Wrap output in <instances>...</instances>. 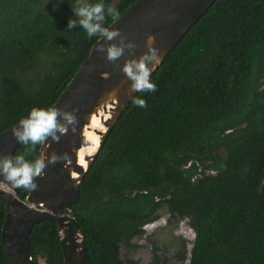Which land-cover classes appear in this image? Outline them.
<instances>
[{
	"label": "trees",
	"instance_id": "1",
	"mask_svg": "<svg viewBox=\"0 0 264 264\" xmlns=\"http://www.w3.org/2000/svg\"><path fill=\"white\" fill-rule=\"evenodd\" d=\"M137 1L104 3L122 15ZM71 7L73 0H0V83L23 46L51 38L58 53L33 98L0 85V102L9 101L0 103V134L33 107L54 105L100 40L68 29ZM151 81L155 92L136 95L147 107L130 103L72 207L92 263L141 264L124 261L121 248L165 209L190 220L188 264H264V0H217ZM41 146L22 144L15 155L33 160ZM28 195L18 188L21 200ZM5 217L0 200V264H9ZM30 249L37 264H65L54 222L35 226ZM149 264L168 261L154 249Z\"/></svg>",
	"mask_w": 264,
	"mask_h": 264
},
{
	"label": "water",
	"instance_id": "2",
	"mask_svg": "<svg viewBox=\"0 0 264 264\" xmlns=\"http://www.w3.org/2000/svg\"><path fill=\"white\" fill-rule=\"evenodd\" d=\"M216 1L138 0L109 27L119 29L126 41L135 45L133 53L129 54L126 49L121 58L109 62L105 54L96 50L106 42L100 39L94 45L86 62L54 104L65 111H74L75 131L70 129L59 143H51L50 147L42 145L40 149V153L43 151L46 155L55 152L63 157L67 154L68 159L49 164L42 176L36 178L37 188L28 189L25 201L19 198L18 188L7 182L0 183V200L5 205L6 215L2 242L9 264H37L31 254L30 239L35 226L43 221L56 223L65 264H93L72 207L79 202L81 184L110 133L138 94L130 91L131 82L121 71L123 63L145 53L146 40L152 36L155 38L153 46L161 58L153 75ZM118 41L119 37L107 43ZM106 114L110 117L104 123L105 131L98 132L101 137L98 148L93 155L85 156L82 163L80 152L90 145L85 130L90 128L94 116L102 118ZM15 126L0 134V157L14 156L22 145L12 134Z\"/></svg>",
	"mask_w": 264,
	"mask_h": 264
},
{
	"label": "clouds",
	"instance_id": "3",
	"mask_svg": "<svg viewBox=\"0 0 264 264\" xmlns=\"http://www.w3.org/2000/svg\"><path fill=\"white\" fill-rule=\"evenodd\" d=\"M71 7L73 17L68 21V29L79 27L84 30L89 39L98 37L105 41L97 47L99 53L105 54L109 62H115L121 58L125 50L132 54L135 45L126 41L119 29H110L105 26L106 18L118 21L120 12L112 6H106L104 0H73ZM119 37L118 43H107ZM155 38L149 36L146 40L147 51L138 59H126L121 71L130 83V91L136 93L155 92L157 86L151 81L152 72L160 63V54L154 45ZM151 65V67H149ZM132 103L140 108H146L147 103L143 98L134 96ZM77 117L73 112L65 111L56 106L33 107L25 117H22L12 129V134L18 143L24 145H43L50 147L51 143H59L62 136L71 129L75 131ZM50 141V142H49ZM60 159H68L67 154L63 157L55 152L45 154L41 152L38 158L25 159V155L0 157V183L7 182L14 188L35 190L36 178L41 177L44 169L49 164L57 163Z\"/></svg>",
	"mask_w": 264,
	"mask_h": 264
},
{
	"label": "rangeland",
	"instance_id": "4",
	"mask_svg": "<svg viewBox=\"0 0 264 264\" xmlns=\"http://www.w3.org/2000/svg\"><path fill=\"white\" fill-rule=\"evenodd\" d=\"M47 39L32 48L30 44L23 46L19 50L23 54L22 59L15 63L7 74L8 78H4L0 85L7 87L11 83V91L15 95L25 93L33 98L39 94L50 63L58 57L54 40ZM0 103L9 104V101L6 97ZM2 108L3 106L0 110ZM194 240L195 233L190 226V220L174 217L162 209L158 219L145 227L143 236L136 238L129 247L122 246L120 256L124 261L135 260L141 264H149L153 250L157 249L159 256L166 259L168 264H188ZM39 264L46 263L40 260Z\"/></svg>",
	"mask_w": 264,
	"mask_h": 264
},
{
	"label": "bare ground",
	"instance_id": "5",
	"mask_svg": "<svg viewBox=\"0 0 264 264\" xmlns=\"http://www.w3.org/2000/svg\"><path fill=\"white\" fill-rule=\"evenodd\" d=\"M99 114L102 115V112H99ZM109 117V114L104 115L102 118L94 116L90 128H86L85 135L88 137L90 145L82 149L80 152L82 163L85 156L93 155L96 152L101 138L98 132L102 133L105 131L104 123L108 121Z\"/></svg>",
	"mask_w": 264,
	"mask_h": 264
}]
</instances>
